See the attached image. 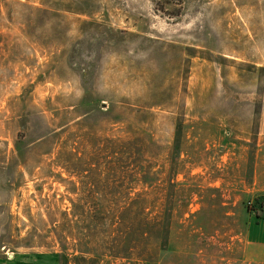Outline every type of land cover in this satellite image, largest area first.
<instances>
[{"label":"rangeland","instance_id":"obj_1","mask_svg":"<svg viewBox=\"0 0 264 264\" xmlns=\"http://www.w3.org/2000/svg\"><path fill=\"white\" fill-rule=\"evenodd\" d=\"M0 255L264 264V0H0Z\"/></svg>","mask_w":264,"mask_h":264},{"label":"crops","instance_id":"obj_2","mask_svg":"<svg viewBox=\"0 0 264 264\" xmlns=\"http://www.w3.org/2000/svg\"><path fill=\"white\" fill-rule=\"evenodd\" d=\"M0 264H20V262L15 257L0 255Z\"/></svg>","mask_w":264,"mask_h":264},{"label":"trees","instance_id":"obj_3","mask_svg":"<svg viewBox=\"0 0 264 264\" xmlns=\"http://www.w3.org/2000/svg\"><path fill=\"white\" fill-rule=\"evenodd\" d=\"M114 254V253H113ZM115 257V255H113Z\"/></svg>","mask_w":264,"mask_h":264}]
</instances>
